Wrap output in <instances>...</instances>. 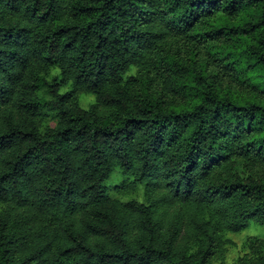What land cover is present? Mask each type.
I'll list each match as a JSON object with an SVG mask.
<instances>
[{
    "label": "trees",
    "instance_id": "obj_1",
    "mask_svg": "<svg viewBox=\"0 0 264 264\" xmlns=\"http://www.w3.org/2000/svg\"><path fill=\"white\" fill-rule=\"evenodd\" d=\"M251 227L264 0H0V264H225Z\"/></svg>",
    "mask_w": 264,
    "mask_h": 264
},
{
    "label": "rangeland",
    "instance_id": "obj_2",
    "mask_svg": "<svg viewBox=\"0 0 264 264\" xmlns=\"http://www.w3.org/2000/svg\"><path fill=\"white\" fill-rule=\"evenodd\" d=\"M93 102V97L81 96L79 103L81 108L87 109L89 105ZM134 196L139 200L141 199V194L139 191L134 194ZM249 236H262L264 238V227H251L245 230L242 234L231 236L232 241L235 243V247H230L227 260L225 264H233L234 260L240 253L242 246Z\"/></svg>",
    "mask_w": 264,
    "mask_h": 264
}]
</instances>
